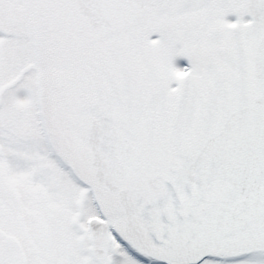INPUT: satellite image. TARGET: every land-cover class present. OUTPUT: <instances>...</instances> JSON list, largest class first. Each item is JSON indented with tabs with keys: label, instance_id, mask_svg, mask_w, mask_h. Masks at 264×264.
I'll use <instances>...</instances> for the list:
<instances>
[{
	"label": "snow or ice",
	"instance_id": "1",
	"mask_svg": "<svg viewBox=\"0 0 264 264\" xmlns=\"http://www.w3.org/2000/svg\"><path fill=\"white\" fill-rule=\"evenodd\" d=\"M0 264H264V0H0Z\"/></svg>",
	"mask_w": 264,
	"mask_h": 264
}]
</instances>
